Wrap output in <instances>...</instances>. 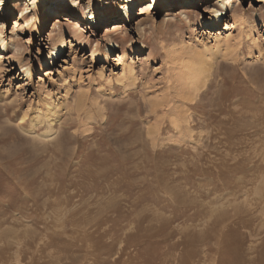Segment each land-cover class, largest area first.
<instances>
[{"label":"rangeland","instance_id":"obj_1","mask_svg":"<svg viewBox=\"0 0 264 264\" xmlns=\"http://www.w3.org/2000/svg\"><path fill=\"white\" fill-rule=\"evenodd\" d=\"M126 1L84 0L112 16L90 30L1 0L0 264H229L239 238L264 244V3L206 29L218 0H156L143 24L135 1L111 33Z\"/></svg>","mask_w":264,"mask_h":264},{"label":"bare ground","instance_id":"obj_2","mask_svg":"<svg viewBox=\"0 0 264 264\" xmlns=\"http://www.w3.org/2000/svg\"><path fill=\"white\" fill-rule=\"evenodd\" d=\"M52 1V3H51ZM139 2V1H144V3H142L140 6H139V11L138 13L135 15L137 16L138 18V23L140 24H143L144 22H146L150 15H152V13L158 9V7L160 6V3H158V1L156 0H132V1H126V3H123L120 5V9H121V12H125L124 13V18L122 21H119L117 20L116 23H114L112 26V31L111 33L116 30H118L122 24H123V21L124 20H128V21H131L130 19V10L132 8V2ZM172 1L174 0H164V3H166V7L167 6H172L173 3ZM258 2H263L264 3V0H257ZM30 2V0H29ZM84 0H33L32 3H36L38 4L39 6V9L43 7V9L45 8V12L43 14V18H49L51 17V15L53 13L56 12V10L59 9V7H62V4L63 6H68L69 9L71 11H74L77 13V16L79 18V20H83V19H89L93 25L89 24L88 23V28L90 30H92L93 27H99L103 22H106V21H109L112 19V16L110 14L106 15L104 12L97 17V15L95 14L94 10L91 11V10H87L85 7V5L83 4ZM192 2L196 3L194 0H186L185 4L186 5H190ZM208 0L205 1V4H207ZM203 3V2H202ZM218 4L224 6L223 9L221 8H217V6L214 4L212 6L213 8V12L214 14L210 17H203L201 22L204 21V28L206 29H212V28H216L219 26V20L222 19V17H225L227 16V13H228V5L230 6V11L231 13L235 16V19L236 20H241L242 17H238L237 15V11H242L241 8L239 7H234L233 5V0L230 1V0H227L226 3H225V0H218L217 2ZM199 4V2H198ZM185 5V6H186ZM0 6H1V0H0ZM30 6V3H28V7ZM87 6H90L89 3ZM27 7V8H28ZM56 9V10H55ZM55 11V12H54ZM245 13H247V11H245ZM59 14V13H58ZM257 14V13H256ZM261 15L264 16V11L261 12ZM259 15V17L261 16ZM118 19V18H116ZM223 21V20H222ZM235 24V23H234ZM263 24H264V21H263ZM110 26V27H111ZM142 26V25H141ZM233 26V25H232ZM256 25H253L252 28H250L251 30L254 31V29L256 28L255 27ZM264 26V25H263ZM234 27V26H233ZM232 27V28H233ZM229 28V27H228ZM139 29V27H138ZM230 29V28H229ZM108 30V29H107ZM111 30V29H110ZM251 32V31H250ZM255 32V31H254ZM112 35V34H111ZM109 36L110 39L113 41V43H117V46H120L122 43H125L128 39V36ZM117 38H119V42L116 41ZM116 39V40H115ZM64 46H65V42H62L61 44H59L54 50H52L50 53H48V59L46 60V64L51 66L52 63L55 62V60H57L58 58L56 57L57 55H60V53L64 52ZM34 125V124H33ZM50 131V130H49ZM47 132V131H46ZM45 135H48V134H45ZM44 135V136H45ZM51 135V134H50ZM49 135V136H50ZM210 136V135H209ZM50 137H53V136H50ZM51 139V138H50ZM147 142V141H146ZM152 143V142H151ZM154 143V142H153ZM152 143V144H153ZM154 148H155V144H154ZM143 149V148H142ZM235 154V153H234ZM156 155V154H155ZM163 155V154H162ZM197 158V157H196ZM143 159V158H142ZM154 160V159H153ZM158 160V159H157ZM194 162V161H193ZM196 164H197V161H196ZM217 164V163H216ZM200 165V163H199ZM225 165V164H224ZM171 167V166H170ZM174 167V166H173ZM243 167V166H242ZM169 168V167H168ZM195 168V167H194ZM241 169V168H240ZM247 169V167H246ZM245 170V169H244ZM107 171V170H106ZM127 171V170H126ZM153 171V170H152ZM230 171V170H229ZM93 172V171H92ZM101 173V172H100ZM125 173V172H124ZM176 173V172H175ZM244 173V172H243ZM99 174V173H98ZM94 175V174H93ZM177 175V174H176ZM245 175V174H244ZM126 176V175H125ZM124 176V177H125ZM243 176V175H242ZM94 177V176H93ZM101 177V176H100ZM128 177V176H127ZM194 177V176H193ZM220 177V176H219ZM247 177V176H245ZM261 177V176H260ZM103 178V177H102ZM105 178V177H104ZM103 178V179H104ZM218 178V177H217ZM106 179V178H105ZM129 179V178H128ZM180 179V178H179ZM212 179V178H211ZM250 179V178H249ZM253 179V178H252ZM195 180V179H194ZM251 180V179H250ZM250 180H246L248 182L245 181V183L243 185H238L236 184L237 186H235L233 183L232 185H227L225 184V189H228V188H232L233 185L239 189H242L243 187H246L248 185H250L249 183H251ZM244 181V180H243ZM242 182V181H241ZM147 183V182H146ZM221 183V182H220ZM231 184V183H229ZM241 184V183H239ZM155 185V184H154ZM216 185V184H215ZM223 185V184H222ZM153 186V185H151ZM217 186V185H216ZM219 186V185H218ZM249 187V186H248ZM166 189V188H165ZM214 189V188H213ZM217 189V188H216ZM238 189V190H239ZM243 192V191H242ZM246 192V191H245ZM157 193V192H156ZM172 193V192H171ZM155 197V196H154ZM173 197V196H172ZM181 197V196H180ZM179 197V198H180ZM154 199V198H153ZM166 198H164L165 200ZM181 200V199H179ZM187 201V200H186ZM258 203L261 204V196L257 199ZM173 204V203H172ZM163 205V204H162ZM165 205V204H164ZM107 206V205H106ZM113 207V206H112ZM163 207V206H162ZM187 207V206H186ZM252 208H242L240 212H238L235 216H237L236 219H234V223L235 225H240V226H246L247 225V220L245 218V216L249 215L251 213V210ZM255 211V210H254ZM182 213V211H181ZM179 212V214H181ZM178 216V215H177ZM170 218V217H169ZM162 220H165L167 221L166 219H162ZM164 224V223H163ZM162 224V225H163ZM253 234V236H255L257 233H253V232H250L249 235L251 236ZM255 234V235H254ZM239 241L234 245V246H228L227 249H226V253L224 254V258L222 260V262L225 263L226 259L229 260V264H264V244L261 246V244L259 245V247H256L254 245H249V246H244L243 244H241V240L240 238L238 239ZM234 261H231L233 260Z\"/></svg>","mask_w":264,"mask_h":264}]
</instances>
